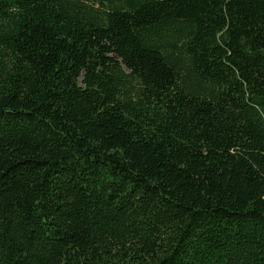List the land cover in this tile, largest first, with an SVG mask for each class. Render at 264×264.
<instances>
[{"label": "trees", "instance_id": "obj_1", "mask_svg": "<svg viewBox=\"0 0 264 264\" xmlns=\"http://www.w3.org/2000/svg\"><path fill=\"white\" fill-rule=\"evenodd\" d=\"M0 264H264V0H0Z\"/></svg>", "mask_w": 264, "mask_h": 264}]
</instances>
